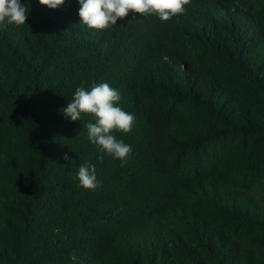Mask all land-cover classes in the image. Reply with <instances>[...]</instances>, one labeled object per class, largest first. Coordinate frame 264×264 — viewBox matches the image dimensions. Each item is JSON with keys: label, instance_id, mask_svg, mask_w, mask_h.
Returning <instances> with one entry per match:
<instances>
[{"label": "trees", "instance_id": "obj_1", "mask_svg": "<svg viewBox=\"0 0 264 264\" xmlns=\"http://www.w3.org/2000/svg\"><path fill=\"white\" fill-rule=\"evenodd\" d=\"M235 1L99 30L78 0H21L26 24L0 23V264H264V203L239 186L264 175V0ZM203 57L250 94L231 99ZM82 81L119 90L136 117L112 133L132 147L123 167L98 159L92 114L61 111ZM85 162L96 191L78 187Z\"/></svg>", "mask_w": 264, "mask_h": 264}, {"label": "clouds", "instance_id": "obj_2", "mask_svg": "<svg viewBox=\"0 0 264 264\" xmlns=\"http://www.w3.org/2000/svg\"><path fill=\"white\" fill-rule=\"evenodd\" d=\"M38 3L55 10L61 8L66 0H38ZM78 3L80 23L89 29L104 30L116 26L117 21L123 20L130 12L155 14L162 22L170 21L186 14L185 5H189L190 0H78ZM28 13L21 0H0V23L24 25ZM84 83L82 81L81 86L75 89L71 101L61 111L66 119L73 122L79 121L82 114H92L94 122L86 124L87 138L101 153L98 159L103 161L106 154L118 159L123 167L131 158L132 147L112 133L114 129L125 134L131 132L136 117L118 106L121 100L119 90L108 83H93L89 89L84 87ZM63 159L69 161L70 157L65 153ZM76 179L78 187L85 190L96 191L101 187L95 165L87 162L79 165Z\"/></svg>", "mask_w": 264, "mask_h": 264}, {"label": "rangeland", "instance_id": "obj_3", "mask_svg": "<svg viewBox=\"0 0 264 264\" xmlns=\"http://www.w3.org/2000/svg\"><path fill=\"white\" fill-rule=\"evenodd\" d=\"M236 0L235 3H238ZM259 9L264 11V2L259 3ZM200 68L203 72L215 77L216 82L232 93L231 99L237 97L243 100L250 94L249 86L246 80H244L236 71L235 67H231L223 62H215V60L206 59L203 57ZM227 181V180H226ZM240 187L247 189L253 198L264 203V175L259 179L245 180L240 179ZM184 264H192L189 261H185Z\"/></svg>", "mask_w": 264, "mask_h": 264}]
</instances>
